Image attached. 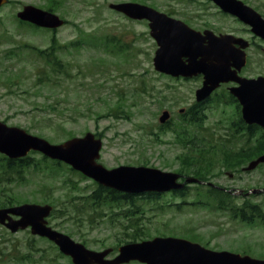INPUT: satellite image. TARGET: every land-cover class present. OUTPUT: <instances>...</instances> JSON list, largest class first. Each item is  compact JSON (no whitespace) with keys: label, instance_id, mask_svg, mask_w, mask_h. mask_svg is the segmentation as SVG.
I'll return each instance as SVG.
<instances>
[{"label":"rangeland","instance_id":"1","mask_svg":"<svg viewBox=\"0 0 264 264\" xmlns=\"http://www.w3.org/2000/svg\"><path fill=\"white\" fill-rule=\"evenodd\" d=\"M241 1L264 17V0ZM122 2L170 12L194 28L207 24L217 33L255 40L243 72L251 78L264 76V41L206 0H7L0 8V120L52 144L93 133L103 141L99 163L108 169L143 166L186 177L201 172L197 175L203 180L223 188L264 189V165L242 171L250 162L249 150L264 148L260 139L264 131L249 141L243 128L234 126L241 107L226 101L225 86L200 107L198 123L189 122L188 114L182 116L181 109L195 104L203 79L173 78L156 71L157 44L148 22L128 19L109 8ZM26 5L44 10L55 6V13L67 23L56 31L32 28L17 18ZM82 36L90 40L78 47L70 44ZM53 37L62 46L59 55L67 73H51L32 49L48 50ZM121 46L123 51H118ZM165 111L171 114L169 126L159 120ZM201 154L211 158L210 163L203 164ZM29 155L37 166L27 169L23 180L0 185V203L12 198L15 205H52L49 225L88 249L117 251L124 244L176 237L264 259V221L246 224L217 209L218 202L207 197L206 185L188 186L186 196L165 193L136 199V206L116 204L96 210L88 205L96 183L65 164L43 160L39 153ZM194 156L200 163L188 165L186 158ZM230 156L234 160L227 161ZM234 197L229 206L246 201L258 205L264 219V193ZM0 264L72 262L30 230L13 234L0 225Z\"/></svg>","mask_w":264,"mask_h":264},{"label":"water","instance_id":"2","mask_svg":"<svg viewBox=\"0 0 264 264\" xmlns=\"http://www.w3.org/2000/svg\"><path fill=\"white\" fill-rule=\"evenodd\" d=\"M212 1L223 11L251 26L252 32L264 39V18L254 9L239 0ZM6 2L7 0H0V7ZM109 7L131 19L149 21L151 36L159 47L154 57L157 71L174 77L202 74L203 86L196 92L199 102L208 98L221 83H238V87L231 88V93L243 107L244 121L264 128V77L246 79L237 75V71L246 65V54L242 48H246L248 42L230 35L216 36L211 31H206L207 36L203 37L201 32L191 29L184 22L170 18L147 5L124 2L110 4ZM18 18L50 29L64 25V20L58 15L32 5L23 7ZM205 39H208L207 44ZM234 44H239L241 48L236 49ZM232 67L236 70H232ZM169 117V113L164 112L160 117L161 123H165ZM101 148V140L95 139L91 133L62 144H51L0 121V153L12 160L24 158L32 150L38 151L51 159L71 165L102 186L128 194L163 193L184 187V184L177 182L179 175L171 172L133 166L106 169L96 162ZM262 163L264 154L251 161L245 170H254ZM186 182L204 183L193 177L186 178ZM263 191L255 190L253 193ZM52 210L49 205L37 204L0 208V224L13 233L31 227L33 235L46 237L54 242L64 255L72 258L74 264H124L134 260L144 264H264V260L249 255L214 251L199 243L174 237H156L140 243L126 244L119 248L117 257L106 259L112 252L111 249L102 252L89 250L48 226L46 218Z\"/></svg>","mask_w":264,"mask_h":264},{"label":"trees","instance_id":"3","mask_svg":"<svg viewBox=\"0 0 264 264\" xmlns=\"http://www.w3.org/2000/svg\"><path fill=\"white\" fill-rule=\"evenodd\" d=\"M48 9L50 11H55L57 8L55 6H50ZM30 26L33 27L32 25ZM85 37L86 39L90 40L89 36H85ZM92 37H95V36L91 35V38ZM86 39L82 36V38H80L78 41H75L70 44H72V46L78 47L80 45H83L84 44L83 41H86ZM61 48L62 46L53 37V40L51 41V46L48 48V50H40L34 47L32 49L44 62L45 64L44 68L49 69L51 73L64 74V73H67V70H66L67 65H66V62H64L60 58L59 50ZM123 49L124 47L121 46L120 49H118V51H121V50L123 51ZM48 79H51V78L48 77ZM197 110L198 109H195V107L191 108L190 110L193 113V116L191 118L192 123L199 122V120L194 117V116H197V112H198ZM234 126L244 127L243 120L239 119L238 124ZM257 129L259 128L256 126H249L247 127L248 132L247 133L243 132V133L244 135L245 134L248 135V140L251 141L253 137L256 135ZM193 148L196 149L195 147H192V149ZM194 152L198 153V151H193V153ZM263 152H264V148H261L260 150L257 149V147L251 148L249 150V155H248V157H250L249 160L261 155ZM198 159L199 158H196L195 156H194V159L192 160L190 157L186 158V160L188 161V165L189 164L195 165L197 163H200ZM200 159L203 164H208L210 163V160H211V158L206 159L205 155L203 154H201ZM43 160L46 161L47 158L43 157ZM232 160H234V158L233 156H230L227 161H232ZM55 164L60 165L58 162H55ZM34 166H37V162H35L34 158L31 156H28L20 160H9L6 157L1 156L0 157V185H3V184L12 185L16 181L23 180L27 169L34 167ZM200 173H197V174L201 175L202 173L201 174ZM197 174H196V177L199 178L200 180H203V178L201 176H198ZM211 189L208 190L207 197L208 198L210 197L216 200V202H218V205L216 206L217 209L224 210V211L227 210V212H229L233 217H236L246 223H253L257 219L264 221L262 211L258 205L249 204L246 201L239 207L235 205L229 206L230 202L235 197H233L232 195L226 192L217 191L215 189L211 190ZM180 194L187 195L184 192H180ZM149 197L158 198V195L157 194H146L143 196L136 197L133 195H126V194L118 193L108 188L97 186V188L90 194L88 198L90 201L88 205H93V207L96 208V210L102 209L105 206H111V205H116V204L124 205V206L127 205L130 207V206H136V203H135L136 199H144V198H149ZM13 204L14 202L12 201V198H10L7 202L0 203V207L12 206ZM130 219L132 218L130 217Z\"/></svg>","mask_w":264,"mask_h":264},{"label":"flooded vegetation","instance_id":"4","mask_svg":"<svg viewBox=\"0 0 264 264\" xmlns=\"http://www.w3.org/2000/svg\"><path fill=\"white\" fill-rule=\"evenodd\" d=\"M210 2V1H209ZM212 3V2H211ZM220 11V10H219ZM170 13V12H169ZM232 17V16H231ZM232 19L233 20H237L236 18H234V17H232ZM195 29H197V30H199V31H202V32H204V31H206V30H211V31H213L215 34H221L220 32H216V31H214L213 29H211V27L209 26V25H207V24H204V25H202L201 26V28H195ZM246 29H249V28H246ZM227 33H232V32H227ZM232 34H234V33H232ZM234 35H236V34H234ZM238 37H242L241 35H237ZM207 42V41H206ZM255 43H256V41L255 40H252V45H250L251 47H254L255 46ZM259 46H262L261 44H258ZM250 47V48H251ZM250 48H248V49H250ZM261 50H262V47H261ZM249 51V50H248ZM225 86V88L227 89V91H226V93H228V89H229V86L230 85H224ZM226 93H224L225 95H226ZM215 94H217V93H215ZM214 94V95H215ZM224 94H222V96L224 95ZM228 98H225L226 99V101H229V96L228 95H226ZM212 99V97L210 98V100ZM209 100V101H210ZM207 103V102H206ZM196 104H194L193 106H195ZM202 105H204V104H202ZM198 106H200V105H198ZM186 114V113H185Z\"/></svg>","mask_w":264,"mask_h":264}]
</instances>
